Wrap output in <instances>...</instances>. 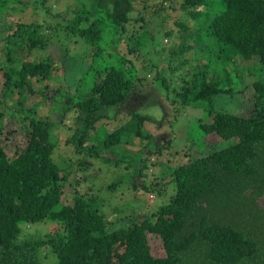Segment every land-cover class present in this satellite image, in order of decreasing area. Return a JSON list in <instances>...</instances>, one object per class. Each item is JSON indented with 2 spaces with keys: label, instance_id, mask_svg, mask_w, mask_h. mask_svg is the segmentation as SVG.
Listing matches in <instances>:
<instances>
[{
  "label": "trees",
  "instance_id": "obj_1",
  "mask_svg": "<svg viewBox=\"0 0 264 264\" xmlns=\"http://www.w3.org/2000/svg\"><path fill=\"white\" fill-rule=\"evenodd\" d=\"M47 1L0 0V52L5 59L0 68V134L8 110L26 138L11 158L0 143V264H41L40 253L46 248L55 258L49 264H264V0H180L178 9L192 18L193 26L177 17L174 24L191 40L173 53L193 48V66L187 58L165 64L154 55L141 54L140 39L153 41L154 33L130 39L127 47L134 57L106 50L104 45L120 42L131 18H144L146 0L137 12L135 0H68L73 11L48 29L62 31L70 46L80 39L84 47H95L80 54L82 60L89 54L93 65L86 66L87 76L73 85L65 82L64 74L56 75L69 59V45L54 44L42 33L43 24L14 19L10 12L14 5L23 9L33 2L43 21L52 16L47 15ZM167 5L163 0L153 11L160 27L169 16ZM163 33L170 37L173 32ZM12 41L21 47L15 56ZM52 79L58 83L55 88L49 83ZM243 81L252 89L250 112L225 111ZM154 94L172 109L178 104L170 121L186 107L207 113L210 121L199 122L203 147H189L195 152L187 160L161 165L168 169L161 178H153L155 184H141L150 192L159 182L163 191L171 183L173 193L163 205L150 216L138 221L130 216V222L118 225L119 219L106 217L101 210L104 201L90 191L93 176L86 177L84 161L101 157L103 150L115 154L113 147L135 136L138 141L152 139L143 123L155 121L133 112L115 129L107 131L98 124L92 134L90 130L96 121L115 118L121 107L138 105ZM31 95L40 99L25 106ZM220 97L226 101L216 107ZM45 101L48 112L40 114L38 105ZM54 102L59 109L51 112ZM70 111L76 128L65 141L71 153L80 155L54 156L56 130ZM208 134L221 140L208 144ZM155 146L138 149L135 173L141 176L146 166L141 155L149 158L144 147L152 153L163 147ZM67 183L75 186L68 203L62 201ZM46 221L53 225L43 236L22 232L25 224ZM148 233L162 240V256L152 254Z\"/></svg>",
  "mask_w": 264,
  "mask_h": 264
},
{
  "label": "rangeland",
  "instance_id": "obj_2",
  "mask_svg": "<svg viewBox=\"0 0 264 264\" xmlns=\"http://www.w3.org/2000/svg\"><path fill=\"white\" fill-rule=\"evenodd\" d=\"M162 1L163 0H146L144 18L137 20L135 18H131L129 22L125 24V32L123 37L119 40L120 42L109 46L104 45L106 50L111 53L120 51L122 53H127L129 57H134L133 54L128 51L127 47V45L130 44V39L143 32L154 33L155 36L153 41L148 40L145 42L144 40L140 39V45L143 47H140L142 49L141 54L146 52L149 57H153L152 55H154L155 60L165 64L167 61L180 63L179 61H181V58H187L188 62L193 66L195 63L193 60V48L179 54L173 53V51H176L178 46L183 43V41L191 40L188 33L183 35L182 31L178 29V26L174 24L175 20L177 17L182 18L190 28L193 26V20L187 13H185V11H180V9H178V2H180V0H176L174 4H171L170 0H164L166 1V4H168L167 10L165 12L166 15L169 16L166 17L164 21H162V27H160V25H158V19H156V14L153 13V11L156 9V5ZM30 3L32 4L23 6V9L18 5H14V9H10L12 17L14 19L19 18L22 21L34 20L36 22H40V24H43V27H41L42 33L45 36L47 35V37H49L51 41L54 42V44L58 45L60 43V46L62 45L61 47H67V45H69V59L65 61V67H59L57 70L58 74L56 75H60L59 77L62 78V74H64L65 82L70 85H73L79 77L83 75L87 76V74H85L87 70L86 66L88 67L93 65L91 63L92 60L91 58L88 59L90 57L89 54L84 55L82 60L80 54L84 52V48L87 52H89V50L94 51L95 47H84L83 42L80 41V39H73V41L71 40L73 43L70 46L71 43L67 42L68 40H63L62 31H51V29H48V27H52V29H54V27L57 25V22L62 23L66 21L69 13L73 11L71 8H68V0L47 1V5L51 10L47 15L51 14L52 16L45 17V20L43 19V21L41 17L42 11L38 7L39 5L36 7L33 2ZM142 3V0L134 1L135 12L142 9ZM174 6L176 8H174ZM164 30H171L173 33L170 37H166L163 33ZM106 39L108 40V38ZM61 42H64V44ZM12 47L13 55L15 56L21 47L13 41ZM155 56L158 58H155ZM161 57L162 59L160 60ZM138 62L141 63L140 61ZM139 63H137L138 68L140 66ZM242 64H244L243 61L241 62V65ZM4 65L5 59L1 51L0 68H2ZM233 66H235V64H232L229 66V68L232 70ZM1 79L2 78L0 77V80ZM174 79L175 80L172 81V83L173 85L177 86V78ZM49 83L54 88L58 85L54 79L50 80ZM246 83L247 81H243L240 85H238V87L240 86L241 88L231 96L230 103H228L226 107L224 106L225 111H233L239 115H247L250 112L252 107V89L250 86L245 85ZM50 93L48 98H50ZM39 99L40 98L38 95H31L27 98L25 106H30L33 101L36 102ZM225 101V97H220L215 101L216 107L223 106ZM7 103L8 105L11 104L9 100H7ZM48 106L49 103L47 101L44 103L40 102V105H38L39 113H47ZM175 108H178V104L172 109L171 106H168L164 103V99L162 97L159 98L158 95L154 94L151 95V97H149L147 100H143L142 103L138 105L133 104L121 107L118 110L117 116L115 118L96 121L94 129L90 130V133L92 134L98 124H103L107 131L115 129L125 120L129 119L133 112L140 115L150 116L155 121L154 123H148L145 121L143 123L144 130L152 135V139L149 137H144L142 139L140 138L141 141L140 139L138 141V137L135 136L132 141H124L113 147L112 150L116 152L115 154L105 152L103 150L101 157L87 158L84 161L88 165L86 167L87 169H85L86 177L93 176L92 189H90V191H95L98 194V198L101 199V201H104L101 210L106 215V217H109L111 221L119 219L118 225L123 224V222L128 223V221L131 219L130 216H133L134 220L137 221L146 215L150 216L156 211L158 207L163 205L167 201V195L173 193V185L171 183H168L165 186L166 189L163 191L160 190V188L163 186L159 182V184L156 186L158 188L154 187L152 189L153 191L150 192L141 188V184L146 183V185H148V182L155 184L156 179L153 178L162 175L168 169L166 168L168 167L166 165L163 166L164 169H160L161 165L168 163L169 165L173 166V164L179 163L181 161L183 162L187 160L189 154L191 155L192 152H195V150L191 151L189 147H203V142L201 140L203 137L200 132L199 122L210 121V117L207 116V113L203 109L186 107L182 109L183 111L180 110L178 112L175 119L170 121V119L174 117V115L172 117L171 114ZM0 109H3L2 104H0ZM49 109L51 112L57 111L59 109L58 103L54 102ZM4 112L5 115L3 116L2 121L3 128L0 134V143L2 144L8 157L11 158L15 156L16 150L24 147L26 138L22 135L18 125L15 124L13 118H11L9 115L8 110H5ZM68 113H64L61 119L64 120L62 121L63 125H61L56 130L58 145L54 152V156L61 155L68 157L71 155L72 158H76L80 154L77 155L74 151V153H71L73 149H71V147H69L65 141L66 137L70 136L73 132V129L76 128L73 123L74 112L70 111ZM99 132L102 134L104 131L100 130ZM140 135L145 134L141 133ZM204 139L208 142V144L221 140V138L215 134H208ZM86 142L91 143L92 141L88 140ZM155 145L158 147H163L156 153L149 152L150 149L148 148H155ZM143 146L148 147H144V156H148L149 158L147 160L141 155L143 164L146 166L145 168H141L143 170V174L140 176L139 173H135L134 171L138 170L136 169L138 168L136 165V160L140 154L138 149L143 148ZM106 158H108V160H106ZM91 164L93 165L90 166ZM75 178L76 175L73 174L71 181H75ZM78 178L81 179L80 177ZM168 179L169 176L163 179V182H166ZM169 185L171 186L170 189L167 187ZM74 188L75 186H71L68 183L64 186V194L66 198H62L63 202H70L71 191L74 190ZM52 225L53 223L49 221L38 222L33 225L25 224L22 226V232L34 236H43L44 233L51 231ZM148 240L152 249V254L155 256H162L164 254L162 240L156 234L150 233H148ZM40 255L41 264H49L55 260V258H52V255L47 248L42 250Z\"/></svg>",
  "mask_w": 264,
  "mask_h": 264
}]
</instances>
